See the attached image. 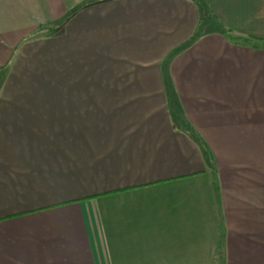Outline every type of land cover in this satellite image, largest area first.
<instances>
[{
	"label": "crops",
	"instance_id": "obj_1",
	"mask_svg": "<svg viewBox=\"0 0 264 264\" xmlns=\"http://www.w3.org/2000/svg\"><path fill=\"white\" fill-rule=\"evenodd\" d=\"M201 1L0 0V264H264V0Z\"/></svg>",
	"mask_w": 264,
	"mask_h": 264
},
{
	"label": "rangeland",
	"instance_id": "obj_2",
	"mask_svg": "<svg viewBox=\"0 0 264 264\" xmlns=\"http://www.w3.org/2000/svg\"><path fill=\"white\" fill-rule=\"evenodd\" d=\"M42 31V35H44ZM203 31L202 33H205ZM82 104H96L95 102H85L83 100ZM87 105H82L83 110L82 114L84 115H93L96 113L95 109H87L85 110ZM87 122V121H86ZM74 123H81V120H74ZM98 127H80L78 126H59V127H42L41 128V135L42 138H83V135H87L88 138H110L113 128L112 127H104L101 128L100 131L96 132Z\"/></svg>",
	"mask_w": 264,
	"mask_h": 264
},
{
	"label": "trees",
	"instance_id": "obj_3",
	"mask_svg": "<svg viewBox=\"0 0 264 264\" xmlns=\"http://www.w3.org/2000/svg\"><path fill=\"white\" fill-rule=\"evenodd\" d=\"M195 1L198 5H201L202 6V1L201 0H193ZM89 7V6H88ZM216 31L218 33H221L223 35H226L228 36L232 41H234L235 43H238V44H244V45H247V46H251V47H259V45H257V40L255 39H252V38H241V37H234L232 38L231 34H230V31L227 30L225 27L221 26L220 24H218V26H216ZM202 35L199 33L196 34L195 38L193 39L192 41V44L198 39L200 38ZM261 44L264 45V42H262ZM179 51H182L181 49L180 50H176L173 54H176L177 52Z\"/></svg>",
	"mask_w": 264,
	"mask_h": 264
}]
</instances>
